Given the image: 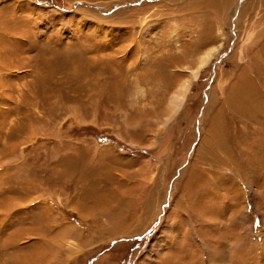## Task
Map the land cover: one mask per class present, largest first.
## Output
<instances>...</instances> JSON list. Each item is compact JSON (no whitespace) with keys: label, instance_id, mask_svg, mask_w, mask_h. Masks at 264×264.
<instances>
[{"label":"rangeland","instance_id":"1","mask_svg":"<svg viewBox=\"0 0 264 264\" xmlns=\"http://www.w3.org/2000/svg\"><path fill=\"white\" fill-rule=\"evenodd\" d=\"M0 264H264V0H0Z\"/></svg>","mask_w":264,"mask_h":264},{"label":"bare ground","instance_id":"2","mask_svg":"<svg viewBox=\"0 0 264 264\" xmlns=\"http://www.w3.org/2000/svg\"><path fill=\"white\" fill-rule=\"evenodd\" d=\"M221 46L222 43L219 44L216 47L211 48V50L207 51L205 54H203L200 58H199V64L197 66V68L193 71L191 70V75L192 77H196L197 74L200 71V68L205 64V63H209V61L215 56V54H217L220 50H221ZM187 85L188 83L184 82V84L181 85V87L179 88L177 94L173 97H171L170 99V103H169V107H168V115L166 119V122L171 120L172 117L177 114L182 102H183V98L185 95V91L187 89ZM243 143V142H242ZM242 146V145H241ZM249 162V161H248ZM250 164V163H249ZM249 166V165H248ZM250 168V167H249ZM203 183V182H202ZM247 183V182H246ZM204 184V183H203ZM253 184V183H252ZM242 188V187H241ZM243 192V191H242Z\"/></svg>","mask_w":264,"mask_h":264}]
</instances>
